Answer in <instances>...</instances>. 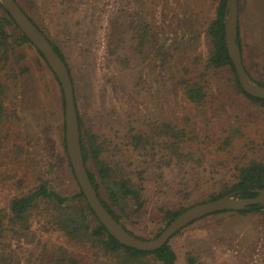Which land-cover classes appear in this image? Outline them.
Listing matches in <instances>:
<instances>
[{
    "label": "rangeland",
    "instance_id": "374dc122",
    "mask_svg": "<svg viewBox=\"0 0 264 264\" xmlns=\"http://www.w3.org/2000/svg\"><path fill=\"white\" fill-rule=\"evenodd\" d=\"M56 42L76 79L88 151L125 170L142 186L145 204L122 218L138 237L163 232L165 209L179 210L223 193L239 168L264 162V106L249 101L223 71L211 84L207 130L196 108L178 87L193 58L204 64L212 51L206 33L219 0H19ZM0 10V14L2 15ZM243 57L250 77L264 85V0H239ZM14 53L0 67L8 119L0 128V209L45 182L64 197L80 187L64 144V100L60 84L37 50L9 29ZM196 129L186 150L203 161L179 164L135 142L153 123ZM228 132L233 144L224 146ZM98 148V147H97ZM88 167L97 174L92 153ZM101 196L108 200L101 187ZM41 213L31 221L33 243L13 241L19 264L41 263V252L65 247L78 259L94 258L89 246L72 244ZM32 239V240H33ZM177 264H264V211L227 212L205 217L171 241ZM38 251V252H37ZM94 260V259H93ZM92 261V260H91Z\"/></svg>",
    "mask_w": 264,
    "mask_h": 264
},
{
    "label": "trees",
    "instance_id": "16d2710c",
    "mask_svg": "<svg viewBox=\"0 0 264 264\" xmlns=\"http://www.w3.org/2000/svg\"><path fill=\"white\" fill-rule=\"evenodd\" d=\"M16 1L25 14L46 35L45 30L42 29L28 14V12L22 7L20 1ZM225 5L226 0H219L218 15L208 26L206 31L210 37L212 45L210 56L204 64H200L198 58H193L191 62L185 66L183 76L178 82L179 89L182 91L186 99L196 108L197 113H199L198 116L202 118L207 130L212 124V118L208 114L211 84L223 71L229 70L233 74L236 89L242 93L245 98L254 104L264 106V100L254 98L245 93L238 81V77L228 54L225 42ZM0 10L3 12L2 15L0 14L1 67L10 61L12 54L14 53L12 35L9 32L10 28L20 32V39L22 42L28 43L31 46H33V44L20 31L19 27L16 25L11 16L4 10L1 4ZM46 36L56 52L66 63L71 74L80 122L82 149L89 177L104 206L111 213V215L127 231H129L121 220L124 216L131 214L129 210L131 206H135L134 212H139L143 209L145 200L142 186L134 181L130 174H128L125 170L114 169L111 166L106 165L100 159L101 148L99 146H97L98 148L95 146L93 143L94 138L90 140L91 146L88 151L84 140V125L77 98L76 79L60 46L56 42L52 41L48 35ZM237 44L241 49L243 57V36L240 14ZM37 52L41 59L45 61L43 55L38 50ZM243 62L249 76H251L248 66L244 61V57ZM46 65L48 66L47 63ZM258 84L263 85L261 83ZM7 111L6 88L0 77V128L8 119ZM151 130V134L149 135L136 134L134 136L135 142L142 145L144 148L151 147V150H156L157 144H159V147L164 150L163 152L166 153L167 157H172V159L179 164L189 165L193 163L198 166L203 164V161L199 157L197 158L194 153L186 150L190 141L198 138L197 134H195L196 129L189 131L188 128H181L172 122H163L161 124L153 123ZM228 133L229 134L225 140L224 146H231L233 144V136H235V134L234 132ZM231 134L233 136H231ZM64 144L66 145L65 138ZM89 152L92 153V157L98 166L97 174L93 173V171L88 167V162L90 160ZM236 178L237 181L231 187H228V189H226L223 193L213 196L208 200L192 204L191 206L176 211L170 209L163 210L166 221L165 228L184 211L195 205L214 201L233 193H235L239 198L254 197L255 195L251 193V190L264 189V162H252L248 166L239 168ZM101 187H103L107 193V201L101 196ZM262 211H264V207L253 206L238 211L237 213L250 214ZM39 213H41L42 216L48 220L46 223L49 226L53 229L64 232L72 244L89 246L93 251L94 257L89 260L78 259L77 256L73 254V252H70L67 248L59 247L52 250L44 249L45 251L41 252L40 264H177V254L171 247L170 242L155 252H142L128 248L113 238L99 222L81 190L73 197H64L45 182L40 183L35 189L30 190L26 194L15 196L10 202L8 212L0 209V264H19V261H17V258L14 255L13 241L23 239L25 242H34L33 234L31 232V221L34 216ZM222 213L227 212L217 214ZM161 233H159L156 238ZM136 237L147 240L142 237ZM34 255L35 250L30 253L29 264L31 263V259Z\"/></svg>",
    "mask_w": 264,
    "mask_h": 264
},
{
    "label": "water",
    "instance_id": "95a60500",
    "mask_svg": "<svg viewBox=\"0 0 264 264\" xmlns=\"http://www.w3.org/2000/svg\"><path fill=\"white\" fill-rule=\"evenodd\" d=\"M20 31L43 55L56 76L64 100L65 143L68 158L80 190L99 222L120 244L142 252H155L167 245L179 232L193 223L221 212H238L253 206L264 207V189H253L254 197L239 198L235 193L203 204L195 205L179 215L155 239L143 240L127 231L107 210L89 177L81 143V130L75 100L74 84L69 68L54 49L47 36L25 14L16 0H0ZM239 27V0H226L224 14L225 42L238 81L248 95L264 100V85L249 76L237 44Z\"/></svg>",
    "mask_w": 264,
    "mask_h": 264
}]
</instances>
